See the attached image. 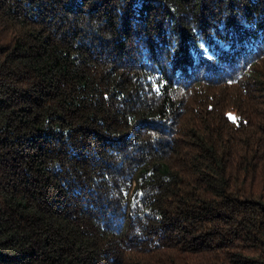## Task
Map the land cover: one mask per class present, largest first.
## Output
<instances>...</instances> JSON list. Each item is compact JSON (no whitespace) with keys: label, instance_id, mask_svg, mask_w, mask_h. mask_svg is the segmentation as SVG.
I'll use <instances>...</instances> for the list:
<instances>
[{"label":"trees","instance_id":"obj_1","mask_svg":"<svg viewBox=\"0 0 264 264\" xmlns=\"http://www.w3.org/2000/svg\"><path fill=\"white\" fill-rule=\"evenodd\" d=\"M0 264H264V0H0Z\"/></svg>","mask_w":264,"mask_h":264},{"label":"snow or ice","instance_id":"obj_2","mask_svg":"<svg viewBox=\"0 0 264 264\" xmlns=\"http://www.w3.org/2000/svg\"><path fill=\"white\" fill-rule=\"evenodd\" d=\"M234 119V118H233Z\"/></svg>","mask_w":264,"mask_h":264}]
</instances>
